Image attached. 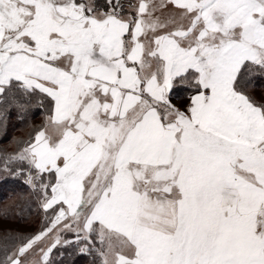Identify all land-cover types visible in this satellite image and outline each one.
<instances>
[{
  "label": "snow or ice",
  "instance_id": "snow-or-ice-1",
  "mask_svg": "<svg viewBox=\"0 0 264 264\" xmlns=\"http://www.w3.org/2000/svg\"><path fill=\"white\" fill-rule=\"evenodd\" d=\"M254 76L264 0H0V101L48 113L4 168L28 165L43 227L0 264L49 237L40 264L72 245L100 264H264Z\"/></svg>",
  "mask_w": 264,
  "mask_h": 264
},
{
  "label": "trees",
  "instance_id": "trees-1",
  "mask_svg": "<svg viewBox=\"0 0 264 264\" xmlns=\"http://www.w3.org/2000/svg\"><path fill=\"white\" fill-rule=\"evenodd\" d=\"M98 4H103L104 0H96ZM121 0L128 11L130 0ZM135 13L133 12V15ZM253 80L257 87L249 94L257 101L262 99L264 79L254 76ZM172 100L185 102L187 92L183 86H178L172 91ZM37 96L30 102L17 96V100L24 107H18L12 99L0 101V262L26 238L40 230L45 219V212L41 207L43 199L42 190L37 182L34 189L25 183L28 175V165L20 164L18 161H7V168L4 171L6 157L18 152L25 146V142L30 136H34L37 126L43 124L48 114L44 108L39 107ZM24 168L22 175H13L17 168ZM33 174L34 170H33ZM47 180V174L44 177ZM3 225H6L4 228ZM8 225V226H7ZM65 239H72V233L63 234ZM95 239V237H93ZM84 243V242H82ZM82 245H72L70 247H57L51 255V264H100V257L96 252L80 253L79 247ZM99 247V245H97ZM61 253L64 255L61 257Z\"/></svg>",
  "mask_w": 264,
  "mask_h": 264
},
{
  "label": "rangeland",
  "instance_id": "rangeland-1",
  "mask_svg": "<svg viewBox=\"0 0 264 264\" xmlns=\"http://www.w3.org/2000/svg\"><path fill=\"white\" fill-rule=\"evenodd\" d=\"M125 1V0H124ZM128 0H126L125 3H128L127 2ZM159 2V0H156ZM131 4H136L138 2V0H130ZM155 2V0H154ZM156 2V3H158ZM157 15H160V13L158 12ZM4 228L6 227V225H3ZM8 226V225H7ZM43 227V226H42ZM40 230H42V228H40ZM40 230H37V232L35 234H37ZM33 234V235H35ZM63 234L65 233H62L61 235L63 236ZM32 235V236H33ZM51 242V238H46L40 245L36 246L34 248V250L30 251L26 257L24 258L26 261H27V264H40V248L41 247H47V245ZM17 248V247H16ZM15 248V249H16ZM15 249L9 254V255H12L13 252L15 251Z\"/></svg>",
  "mask_w": 264,
  "mask_h": 264
},
{
  "label": "crops",
  "instance_id": "crops-1",
  "mask_svg": "<svg viewBox=\"0 0 264 264\" xmlns=\"http://www.w3.org/2000/svg\"><path fill=\"white\" fill-rule=\"evenodd\" d=\"M156 2H158V1L155 0V3H156ZM137 3H138V2H137ZM137 3H136V4H137ZM158 3H159V2H158ZM157 13H158V12H157ZM157 13H156V15H157ZM172 103L175 104V105H177L178 107L183 108L184 105L187 103V100H185V102H179V101L172 100Z\"/></svg>",
  "mask_w": 264,
  "mask_h": 264
}]
</instances>
